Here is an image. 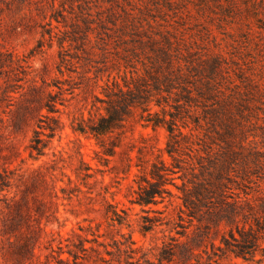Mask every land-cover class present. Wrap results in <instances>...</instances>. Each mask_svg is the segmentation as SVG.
Here are the masks:
<instances>
[{
    "label": "trees",
    "instance_id": "obj_1",
    "mask_svg": "<svg viewBox=\"0 0 264 264\" xmlns=\"http://www.w3.org/2000/svg\"><path fill=\"white\" fill-rule=\"evenodd\" d=\"M168 1L174 14L162 6L156 12L145 0H52L51 12L39 4L47 20L32 54L57 41L81 50L86 61L81 71L69 67L81 80L70 74L48 81L35 69L8 75L3 93L20 116L14 127L30 124L36 111L38 127L28 148L34 158L46 154L66 128L67 94L73 98L81 88L89 114L74 113L71 127L79 140L96 139L101 164H115L94 167L79 150L77 179L62 167L68 181L60 185L54 162L17 174L6 155L0 171V264H264V62L256 72L211 50L202 36L182 27L176 0ZM18 64L0 49V69ZM38 76L53 87L47 94ZM138 123L155 132L166 128V145L151 133L137 136ZM108 170L119 184L134 172L130 201L145 212L138 230L148 242L134 236L132 206L119 208L121 200L105 193L106 225L86 217L63 231L60 199L71 200L84 191L82 185L104 182L97 175ZM44 187L50 197L35 194ZM56 222L58 228H49ZM17 230L29 235L13 239Z\"/></svg>",
    "mask_w": 264,
    "mask_h": 264
},
{
    "label": "rangeland",
    "instance_id": "obj_2",
    "mask_svg": "<svg viewBox=\"0 0 264 264\" xmlns=\"http://www.w3.org/2000/svg\"><path fill=\"white\" fill-rule=\"evenodd\" d=\"M148 5L154 8L162 6L165 10L174 14L170 8L168 0H145ZM52 0H0V49L11 52L19 60L16 68L6 67L7 69H0V80L2 87L0 88V171H3V164L6 160L5 156L11 158L12 168H15L17 174L23 171H30L47 161L54 162L58 166L57 172L59 174V184L66 185L68 176L62 173V167L73 178L77 179L75 168L80 164L79 150L84 152V158L90 162L94 167H101L108 169L115 164L113 160L109 166L100 163L97 156V150L101 149L95 138L81 137L77 138L74 133L71 122L74 113H80L83 109L86 114H89L88 107H86L87 99L84 98L85 93L81 88L77 89V96L72 98V94L68 93L67 96L71 97L68 100L66 112L63 118L66 122V128L63 132L58 133L52 140L51 145L46 148L47 153L34 158L30 155L28 144L34 134V127H38V113L35 111V119L31 120L30 124L17 129L14 127L13 120L19 119V114L12 110L16 108L15 104L10 105L11 99L3 93L4 87L7 82L5 79L8 75H15L16 73L24 74V71L35 69V75L42 73L46 75L48 81H52L54 77L59 76L63 80L73 74L77 80H81L79 72H71L69 67L78 66L79 70H83L85 58L83 52L77 51L75 46L70 47L67 43L66 48H62L57 41L52 47L48 42L45 45L44 51L32 54L33 49L36 48L39 38L42 33V23L47 19L39 8V4H46L49 6L48 11L51 12L50 3ZM176 0L174 7H178L184 14L181 17L182 27L186 31L199 34L208 43V46L213 51H223L229 57L240 60L243 64L252 66L256 72H260L262 63L264 62V29L259 27V18L264 19V0ZM56 22V21H55ZM219 43V45H217ZM62 51L67 53L63 56L69 58L68 64L64 63L65 74L59 69L62 63ZM71 54V55H70ZM76 55L73 57V55ZM20 64H23L21 67ZM33 65V66H30ZM264 74V73H262ZM40 80L41 93L47 94L48 90L53 87L44 85L42 77L38 76ZM16 86L15 82L12 81ZM103 82V80H101ZM58 88V87H56ZM100 90L99 88L97 91ZM16 94V93H15ZM62 107L64 105L61 104ZM47 111L46 109L44 110ZM151 133L155 135L156 141L160 146L166 145L167 130L161 127L157 132L152 127H144L141 123L136 126L135 134L140 136V133ZM77 139V142H73ZM12 142L14 144H12ZM139 144L144 143L138 140ZM19 151V152H18ZM57 153V154H55ZM136 153V151H134ZM137 167H134V171ZM97 177L104 179V182H95V178H91L94 183L92 187L82 185L84 191L79 194H74L71 200L60 199V216L64 221L62 226L63 231L71 229L77 225L78 220L84 218H93L96 221H104L107 224L108 214L106 211V200L103 193L107 194L109 200H121L119 208L123 206H132L130 208V218L132 219V228L135 229L134 236L141 242L148 239L144 238L138 230V219L145 213L140 204H132L130 197L132 196V184L135 174L132 172L129 177L124 178L122 183L119 184L114 173L110 170L104 174L98 172ZM46 178L51 180V176L47 173ZM109 186L110 191L104 185ZM112 191H116L115 197ZM62 193V191H60ZM35 194L50 197L48 189L45 187L37 189ZM163 207V204L157 205ZM154 214V212L152 213ZM56 222L49 226L59 227ZM130 227H125L129 230ZM29 235V232L15 231L13 239L16 236L21 238ZM243 262V259H239ZM247 264H250L246 262ZM261 264V263H255Z\"/></svg>",
    "mask_w": 264,
    "mask_h": 264
}]
</instances>
